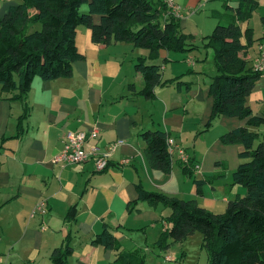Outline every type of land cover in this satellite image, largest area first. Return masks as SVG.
<instances>
[{
	"label": "crops",
	"instance_id": "crops-1",
	"mask_svg": "<svg viewBox=\"0 0 264 264\" xmlns=\"http://www.w3.org/2000/svg\"><path fill=\"white\" fill-rule=\"evenodd\" d=\"M7 1L0 5V15L10 4ZM174 2L188 11L201 0ZM224 12L228 10L212 9L210 14L217 22L215 15ZM181 17L182 13L180 29L193 34L199 46L188 51L162 49L158 57L146 60L159 64L161 80H169L157 84L152 96L138 92L143 80L134 68L147 51L129 42L95 43L82 25L75 34L82 57L72 62L69 76L48 80L35 76L21 97L0 89V255L4 257L0 264H56L51 259L55 248L62 252L68 248L63 264H115L112 248L91 242L104 228L122 250L142 249L145 264H173L165 257L159 261L169 247L164 250L156 244L168 226L170 210L138 198L137 184L195 199L214 213L223 212L227 200L243 194V186L231 180L242 145L223 143L220 135L245 125L246 118L217 115L208 124L212 107L208 83L217 70L213 51L207 50L211 47L202 42L213 23L189 25ZM239 26L242 43H246L244 30H252L244 54L251 65L258 42H264V0H258ZM245 102L253 114L264 116L263 75ZM93 128L98 135L85 146L92 143L103 150L116 142L104 169L96 170L92 159L53 161L67 130ZM155 128L173 137L199 169L184 173L177 150L170 171L152 168L140 133ZM253 129L264 134V125ZM121 159L127 161L120 163ZM195 178L203 180L199 193ZM38 201H44V213L35 210ZM175 260L182 264V255Z\"/></svg>",
	"mask_w": 264,
	"mask_h": 264
},
{
	"label": "trees",
	"instance_id": "trees-1",
	"mask_svg": "<svg viewBox=\"0 0 264 264\" xmlns=\"http://www.w3.org/2000/svg\"><path fill=\"white\" fill-rule=\"evenodd\" d=\"M87 10L80 11L82 4ZM258 0H232L225 3L228 12L217 13L218 21L203 36L202 46H210L217 72L208 83L212 96L208 124L217 115L246 118V124L220 135L223 143L238 142L240 162L231 173L234 184L245 192L227 200L225 210L214 213L199 206L195 199H181L162 192L149 191L137 184L138 198L154 205L161 203L170 210L165 226L156 241L161 249L180 242L186 235L199 231L207 248L209 264H264V134L253 127L264 125V116L252 113L245 100L259 72L245 58L252 41V30H244L246 43L240 41L239 22L249 17ZM179 18L163 0H19L10 3L0 15V89L23 96L33 77L54 79L71 74L72 62L82 57L75 44L78 26L90 30L95 43L129 42L147 51L137 58L134 68L143 80L139 93L149 97L161 80L159 64L146 61L158 57L160 50L188 51L197 48L194 36L182 32ZM222 21V22H221ZM32 22L41 27L30 31ZM30 24V25H29ZM29 25V26H28ZM133 88V84H130ZM28 106H24L27 113ZM25 114H22L24 116ZM252 127V128H251ZM164 130L146 129L140 133L149 165L170 171L172 157L168 152ZM184 173L193 172L192 161L182 163ZM203 180L194 179L196 192ZM91 242L114 250L115 264H145L142 249L122 250L106 228ZM55 248L52 261L63 264L64 254Z\"/></svg>",
	"mask_w": 264,
	"mask_h": 264
},
{
	"label": "built area",
	"instance_id": "built-area-1",
	"mask_svg": "<svg viewBox=\"0 0 264 264\" xmlns=\"http://www.w3.org/2000/svg\"><path fill=\"white\" fill-rule=\"evenodd\" d=\"M167 11H170L175 16L180 17V7L174 2V0H163ZM251 67L253 70L259 72L260 75L264 76V42L259 41L257 44V49L255 56L251 61ZM98 131L96 128L91 130H67L63 135V145L61 150L56 156H54L53 161H60L62 163H73V162H83L87 159H92L94 167L96 170H102L106 167L108 163L109 156L113 152L116 142H112L106 145V147L101 150L96 144L90 143L89 146H85V143L97 137ZM167 147L169 154L173 155L174 150L178 151L179 159L182 163H188L190 161L189 155L185 150L178 145L173 137H167ZM127 159H121L120 163L126 162ZM193 170L199 169V164L192 163ZM44 201H38L35 206V210L39 213L45 212ZM166 260H172L169 255L164 256ZM3 256L0 255V263L3 261ZM173 264H180L179 261L174 260Z\"/></svg>",
	"mask_w": 264,
	"mask_h": 264
},
{
	"label": "rangeland",
	"instance_id": "rangeland-1",
	"mask_svg": "<svg viewBox=\"0 0 264 264\" xmlns=\"http://www.w3.org/2000/svg\"><path fill=\"white\" fill-rule=\"evenodd\" d=\"M18 1L19 0H8L7 2L17 3ZM185 1L186 0H181L182 3H184ZM224 1L225 0H201V2L196 6V8L190 9L188 11L183 10V8L181 7V4L179 7H180V12L182 13V17L186 19L187 24L192 25V22H198V23L207 22L209 24L213 23L214 25L216 20L213 17H211V14H210L212 9H217L220 12H223L224 10H228V11L230 10L229 8L228 9L225 8L223 4ZM3 2L4 0H0V5ZM226 2L232 3V0H226ZM86 10H87L86 4L84 3L80 7V11L85 12ZM30 24H29L30 26L28 25L30 28H27V29H30V31L34 29H39L41 27V24L39 22H32ZM213 25L211 26V29ZM207 31H211V30L208 29ZM199 36L200 35H198L197 37L200 38ZM207 50L212 51L210 48H207ZM244 192H245V188L243 186V193ZM180 242H181L180 244H182L181 247H179L180 246L179 243L176 242L170 245L166 251H163L159 256V259H160L159 261L162 262L161 259L164 258L165 254L167 255L170 254L169 256L170 258H172L173 261L177 259V257H181L182 255V258H183L182 264H209L207 248L203 246L201 243L202 236L199 231H194L193 233L186 235V237L183 238ZM156 256L157 255H155V257ZM162 264H165V263H162Z\"/></svg>",
	"mask_w": 264,
	"mask_h": 264
}]
</instances>
